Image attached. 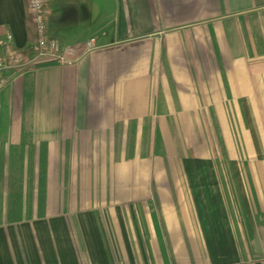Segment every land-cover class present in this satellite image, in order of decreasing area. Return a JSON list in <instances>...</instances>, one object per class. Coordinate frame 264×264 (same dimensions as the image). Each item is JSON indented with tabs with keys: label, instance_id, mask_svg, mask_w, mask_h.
I'll return each instance as SVG.
<instances>
[{
	"label": "crops",
	"instance_id": "obj_1",
	"mask_svg": "<svg viewBox=\"0 0 264 264\" xmlns=\"http://www.w3.org/2000/svg\"><path fill=\"white\" fill-rule=\"evenodd\" d=\"M47 8L37 56L0 0V264H264V0Z\"/></svg>",
	"mask_w": 264,
	"mask_h": 264
},
{
	"label": "built area",
	"instance_id": "obj_2",
	"mask_svg": "<svg viewBox=\"0 0 264 264\" xmlns=\"http://www.w3.org/2000/svg\"><path fill=\"white\" fill-rule=\"evenodd\" d=\"M27 10L31 16V21L34 26L36 35L35 51L37 56L53 53L57 49V42L55 40H48L46 37V22L45 18L48 14L47 3L48 0H26ZM10 37H8L9 39ZM93 43V39L88 42L90 47ZM13 64L6 62L0 57V92L9 84L10 78L5 75L13 66L18 70H24L28 67L30 61L22 62V56L19 54H12L10 57ZM56 59L64 65L71 64L70 61L64 59L61 56H57ZM1 113V106H0Z\"/></svg>",
	"mask_w": 264,
	"mask_h": 264
},
{
	"label": "trees",
	"instance_id": "obj_3",
	"mask_svg": "<svg viewBox=\"0 0 264 264\" xmlns=\"http://www.w3.org/2000/svg\"><path fill=\"white\" fill-rule=\"evenodd\" d=\"M33 54H36V51H34V53H32V55H33ZM32 55H31V54H30V55L28 54L27 57H24V56H23V58H24L25 61H27L28 59L31 58Z\"/></svg>",
	"mask_w": 264,
	"mask_h": 264
},
{
	"label": "rangeland",
	"instance_id": "obj_4",
	"mask_svg": "<svg viewBox=\"0 0 264 264\" xmlns=\"http://www.w3.org/2000/svg\"><path fill=\"white\" fill-rule=\"evenodd\" d=\"M6 62H8L6 59H5Z\"/></svg>",
	"mask_w": 264,
	"mask_h": 264
}]
</instances>
